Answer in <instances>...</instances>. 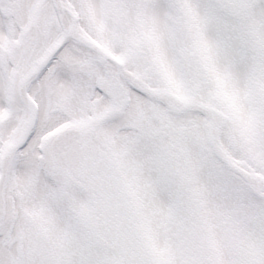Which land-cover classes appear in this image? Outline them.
<instances>
[{
	"label": "snow or ice",
	"instance_id": "obj_1",
	"mask_svg": "<svg viewBox=\"0 0 264 264\" xmlns=\"http://www.w3.org/2000/svg\"><path fill=\"white\" fill-rule=\"evenodd\" d=\"M0 264H264V0H0Z\"/></svg>",
	"mask_w": 264,
	"mask_h": 264
}]
</instances>
